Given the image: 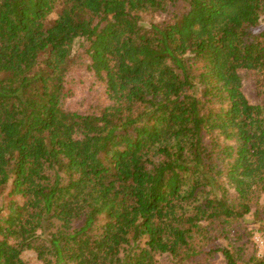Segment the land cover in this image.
I'll return each instance as SVG.
<instances>
[{
    "label": "trees",
    "instance_id": "1",
    "mask_svg": "<svg viewBox=\"0 0 264 264\" xmlns=\"http://www.w3.org/2000/svg\"><path fill=\"white\" fill-rule=\"evenodd\" d=\"M263 14L264 0H0V264L29 250L264 264L241 224L264 222ZM82 60L112 104L64 107Z\"/></svg>",
    "mask_w": 264,
    "mask_h": 264
},
{
    "label": "rangeland",
    "instance_id": "2",
    "mask_svg": "<svg viewBox=\"0 0 264 264\" xmlns=\"http://www.w3.org/2000/svg\"><path fill=\"white\" fill-rule=\"evenodd\" d=\"M264 23V14L262 15ZM77 46V45H76ZM242 80V92L252 104H262L263 99L258 85V75L255 70L241 69L239 71ZM65 88L70 96L63 103L64 107L69 110L85 112L88 110L107 106L112 104V100L105 93V85L95 78L93 72L86 68L85 61H78L65 76ZM222 144H231L233 141L221 137ZM226 187L230 194H234L232 185L224 178ZM11 184L6 187L2 194L1 205L5 207L8 200L13 198L9 194ZM18 198V197H17ZM258 201L264 204V194H261ZM242 227L251 231L247 239L251 240V252L260 256L264 251V222H257L251 214L245 216L242 221ZM247 233V232H244ZM22 258L31 264H44L43 260L37 258L34 250L24 251ZM156 264H175L167 254L156 256ZM188 264V263H186ZM208 264H225L224 257L217 253L210 258Z\"/></svg>",
    "mask_w": 264,
    "mask_h": 264
}]
</instances>
